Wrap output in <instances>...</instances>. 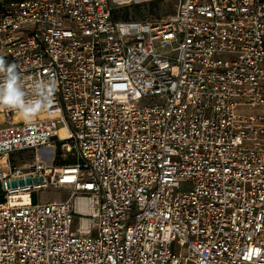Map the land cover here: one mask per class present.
<instances>
[{"label": "built area", "instance_id": "obj_1", "mask_svg": "<svg viewBox=\"0 0 264 264\" xmlns=\"http://www.w3.org/2000/svg\"><path fill=\"white\" fill-rule=\"evenodd\" d=\"M153 1L4 5L0 57L57 87L0 109V264H264V0L115 19Z\"/></svg>", "mask_w": 264, "mask_h": 264}, {"label": "clouds", "instance_id": "obj_2", "mask_svg": "<svg viewBox=\"0 0 264 264\" xmlns=\"http://www.w3.org/2000/svg\"><path fill=\"white\" fill-rule=\"evenodd\" d=\"M56 87V80L49 77L34 82L31 93L27 92L17 65L0 57V109L16 111L25 123L30 124L41 112L52 107Z\"/></svg>", "mask_w": 264, "mask_h": 264}, {"label": "rangeland", "instance_id": "obj_3", "mask_svg": "<svg viewBox=\"0 0 264 264\" xmlns=\"http://www.w3.org/2000/svg\"><path fill=\"white\" fill-rule=\"evenodd\" d=\"M3 5V0H0V14L3 11L1 7ZM177 8V0H155L151 3H144L139 5H129L117 8L115 11L116 20H135V21H149V22H163L170 19L175 15ZM2 117H0V127L3 126L1 123ZM26 158L29 157L28 154H24ZM22 157V156H21ZM51 158V157H50ZM48 161H51V159ZM16 160V161H15ZM13 163L17 164V158L11 160ZM58 163V160H56ZM183 189L188 190L189 186H183ZM68 194L65 192L48 191L43 194V200L45 202L53 200H66Z\"/></svg>", "mask_w": 264, "mask_h": 264}, {"label": "water", "instance_id": "obj_4", "mask_svg": "<svg viewBox=\"0 0 264 264\" xmlns=\"http://www.w3.org/2000/svg\"><path fill=\"white\" fill-rule=\"evenodd\" d=\"M42 180V179H41ZM33 182H36V180H32L31 178H28L26 181L24 180H20L18 183L16 181L12 182V187H17V184H19L20 186H24L27 184L28 185H31ZM9 183H5V188H9Z\"/></svg>", "mask_w": 264, "mask_h": 264}, {"label": "trees", "instance_id": "obj_5", "mask_svg": "<svg viewBox=\"0 0 264 264\" xmlns=\"http://www.w3.org/2000/svg\"><path fill=\"white\" fill-rule=\"evenodd\" d=\"M11 1H21V0H3V5L1 6L3 8V10H4V5H6L7 3L11 2Z\"/></svg>", "mask_w": 264, "mask_h": 264}, {"label": "bare ground", "instance_id": "obj_6", "mask_svg": "<svg viewBox=\"0 0 264 264\" xmlns=\"http://www.w3.org/2000/svg\"><path fill=\"white\" fill-rule=\"evenodd\" d=\"M40 117H41V118H44V114H43V113H42V114H40ZM17 121H19V119H18V118H16V119H15V122H17ZM61 133H62V134H64V131H61Z\"/></svg>", "mask_w": 264, "mask_h": 264}]
</instances>
